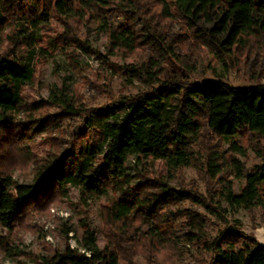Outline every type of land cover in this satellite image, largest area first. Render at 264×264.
Returning <instances> with one entry per match:
<instances>
[{"label":"trees","instance_id":"trees-1","mask_svg":"<svg viewBox=\"0 0 264 264\" xmlns=\"http://www.w3.org/2000/svg\"><path fill=\"white\" fill-rule=\"evenodd\" d=\"M43 1L0 0V31L10 29L7 38L15 49L27 46L32 57L41 56L59 44L78 42L71 32L77 34L86 18H121L122 24L105 30L109 55L143 51L140 66L131 64L123 71L133 79L160 84L102 108H85L65 86L49 99L30 104L22 91L35 80L34 64L0 53V154L2 143L18 150L21 140L65 118L77 123L66 148L57 145L34 181L19 182L10 170L0 168V253H21L15 244L17 224L29 229L33 214L46 212L71 187L91 196L105 194L111 179H125L129 157L136 156L137 161L147 160L148 167L133 183L121 181L118 198L103 207L104 247L86 227L79 246L66 245L35 264H184L195 244L213 253L209 264H264V244L251 237L229 250L217 240L204 242L209 219L195 206L225 219L214 203L216 190L206 198L194 188L172 183L179 170L195 167L227 190L232 208L264 211V82L254 87H234L222 79L190 82L187 74L176 71L178 65L183 72L196 71L202 48L225 65L227 60L235 65L237 54L246 55L252 68L259 66L254 62L258 59L264 71V0ZM53 15L68 30L48 41L35 29L46 33ZM50 107L57 111L50 112ZM86 127L97 129L100 137L91 135L78 151L73 141ZM240 136H247V147L262 157L255 168L238 158L247 156ZM224 144L228 147L222 150ZM101 155L104 168L97 166ZM156 160L162 162L161 173L154 170ZM230 173L246 181L239 194ZM163 208L166 217L160 216Z\"/></svg>","mask_w":264,"mask_h":264},{"label":"rangeland","instance_id":"rangeland-1","mask_svg":"<svg viewBox=\"0 0 264 264\" xmlns=\"http://www.w3.org/2000/svg\"><path fill=\"white\" fill-rule=\"evenodd\" d=\"M48 5L50 0H44ZM121 18H98L93 15L80 24L78 30L71 32L77 35L78 42L70 44H59L57 48L41 56H33L29 47L20 46L15 49L7 38L9 28L0 31V53L12 58L22 59L24 62H32L36 69L35 80L23 87L24 99L32 104L41 100L49 99L51 93L60 87H67L85 108H102L124 97H132L140 93L151 91L160 83H145L133 79L131 74L123 71V68L134 64L140 66L139 58L143 51L136 50L133 53L122 51L118 55H109L108 37L106 28L109 25L118 26L122 24ZM49 29H35L40 35H47L46 40L52 41L57 34L63 33L66 29L56 16H52ZM198 65L196 71L191 73L183 72L180 66L176 71L187 74L190 82H204L211 79H222L234 87H254L263 83L264 71L258 65L248 66L246 55L237 54L232 60H227V65L220 61L209 49L202 48L198 51ZM264 55V54H263ZM261 54V57L264 58ZM32 58V59H31ZM254 56L250 57V60ZM196 62V59H189ZM252 62V61H251ZM174 69L173 66H168ZM161 80H164L161 78ZM50 112H56L57 107H50ZM19 120H25V113L19 115ZM70 118H65L53 128L34 134L31 139L20 141L18 150L13 146L1 144L0 168L10 170L15 180L19 182H31L37 178L38 169L45 166L51 153L59 148H66L67 140L71 139L76 131L77 123ZM79 122V119H75ZM79 124V123H78ZM82 127V126H81ZM60 130V132H59ZM62 131H68L63 135ZM84 132V135H83ZM81 136L74 138L75 147L80 151L87 144V139L92 135L96 140L100 133L93 127L83 129ZM4 140V139H3ZM61 140L62 142H58ZM241 145L246 148L247 156H238L247 168L252 169L262 163V157L255 153L251 147H247V136H240ZM5 141V140H4ZM264 144V140L262 141ZM58 145V149H57ZM228 145H222V150ZM15 153L16 156L14 155ZM15 157H14V156ZM13 156V157H12ZM106 161L104 155L99 156L97 166L104 168ZM148 167L147 160L137 161L136 156H130L125 171L124 182L129 180L133 183L138 172ZM154 170L161 173L162 162H154ZM228 178L234 180V191L239 194L246 185L245 179H237L232 173ZM121 181L111 179L107 192L103 195L91 196L83 193L80 187H71L66 197L54 201L46 212L34 213L31 219V227L25 230L24 225H16L15 231L18 235L15 244L21 250L20 254L4 255L0 253V264H35L43 258H49L56 251L62 250L66 245L79 246L83 239L84 229L90 227L97 239L100 248L105 245V223L102 209L109 205L120 195ZM174 185H185L186 188H194L206 198L216 190L214 203L221 210L223 218L209 213L202 207H197L209 219L205 225L206 238L204 242L218 241L223 250L235 249L245 243V237H251L260 244L257 232L264 230V211L260 207L246 210L242 207L232 208L227 200V190L217 182L207 177L195 167H184L176 174ZM190 204V203H189ZM167 208H163L160 216L166 217ZM179 220L175 228L180 227ZM66 232H68L66 234ZM198 250H202L198 252ZM213 253L209 252L202 244H195L191 252L185 256L184 264H209ZM139 261L144 262L140 257Z\"/></svg>","mask_w":264,"mask_h":264},{"label":"bare ground","instance_id":"bare-ground-1","mask_svg":"<svg viewBox=\"0 0 264 264\" xmlns=\"http://www.w3.org/2000/svg\"><path fill=\"white\" fill-rule=\"evenodd\" d=\"M257 235H258L260 242L264 243V230H259L257 232Z\"/></svg>","mask_w":264,"mask_h":264}]
</instances>
